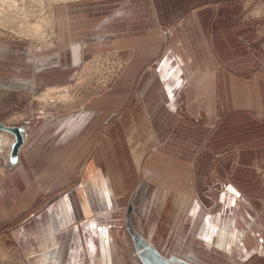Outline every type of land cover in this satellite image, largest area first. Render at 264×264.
I'll use <instances>...</instances> for the list:
<instances>
[{
    "label": "crops",
    "instance_id": "obj_1",
    "mask_svg": "<svg viewBox=\"0 0 264 264\" xmlns=\"http://www.w3.org/2000/svg\"><path fill=\"white\" fill-rule=\"evenodd\" d=\"M240 14L229 0H95L61 6L53 49L0 38V103L69 81L88 50L131 51L92 105L18 123L0 224L31 212L10 228L30 264H117L119 216L141 264H201L199 245L207 264H264V51ZM13 138L0 129V151Z\"/></svg>",
    "mask_w": 264,
    "mask_h": 264
},
{
    "label": "rangeland",
    "instance_id": "obj_2",
    "mask_svg": "<svg viewBox=\"0 0 264 264\" xmlns=\"http://www.w3.org/2000/svg\"><path fill=\"white\" fill-rule=\"evenodd\" d=\"M94 1L95 0H11L9 2H5L0 0V38L16 43L21 42L24 48H29L32 51H37L38 49L36 50V48L44 50L52 47L53 49V46L58 44L56 36L57 32L54 33V31H56L57 24L55 15L61 11V6H63V4L78 2L92 3ZM229 1L240 3L241 14L239 16L241 18L257 20L255 32L257 31L256 35L260 36V48L262 51H264V0ZM14 2L16 3L15 5ZM24 16L27 18L26 22L22 19ZM41 17H43L44 21H48V23L45 25L46 28L44 29L45 33L43 32L44 35L36 34L33 37L29 34L26 35L24 32V30H26L24 25H29V22L36 21L37 18L41 19ZM52 33L54 35H52ZM130 57L131 51L126 47H104L88 50L76 64L75 72L69 81L66 80L62 83L46 84L30 92L23 91L19 103L16 104H13V95L12 97L7 96L5 102L2 101L0 103V116L3 117L2 119H5L1 121H5L4 123L6 124L19 125L18 123H22V121L25 119V114L32 109L35 116L40 120H43L44 118H53L59 114L73 111L83 107L84 105H92V99L111 86V83L119 76ZM57 84L65 85L66 88L64 89L68 91V95L66 94L64 97L67 98L63 99L61 96H58L55 93L52 94V92H48L47 94L43 92L46 90L48 85ZM45 113L54 114V116L45 117ZM91 126L92 124L89 127ZM107 130L108 127L104 128L103 124L101 130L102 139L105 138ZM23 133L25 134V130ZM8 146L10 145H4V149L0 151V175H4L7 171L5 170L4 163L5 161L7 162L8 159ZM93 151V148H90V150L87 151V158H89ZM2 152H6L5 158L3 157ZM261 171L264 173L263 170ZM48 199L51 200V197H48ZM125 203L126 202L123 200L119 201V207L115 211L117 215H120L121 213L125 214V210L128 205V203L127 205ZM220 205V201H215L213 204L210 203L208 210H219ZM30 213L31 212H25L16 218L9 217L8 219L10 220L8 222L5 224H0V264H30L22 255L20 249L15 244L10 234V228L13 225H19V223L21 224L24 222L31 215ZM118 219H120L121 222L119 223L120 226L116 229L115 240L118 243V251L122 250L124 257L122 258L123 260H121L122 262H120L117 257V264H141L135 253L129 256L128 253L131 251L128 253L126 252L127 249L129 250L127 244L132 243H130V239H128L129 233L124 226L125 218L119 216ZM148 239L152 241L153 238ZM168 240L169 241L166 244L167 254L171 252L173 253L174 248H177L176 244H174L176 241V237L174 238V233L169 237ZM165 241L167 240H164L163 244L161 245H164ZM112 242L115 244L114 240ZM157 242H160V239H156L155 243L158 244ZM197 251L198 260L202 262L201 264H207L208 256H206L204 246L201 248L199 245ZM118 255L120 254L118 253ZM171 255L172 254L165 256L166 264H196L183 257ZM217 257L216 264H221L223 260L227 262L226 264H231V260L227 258L225 260L222 258V256ZM248 261L249 260L246 262L247 264Z\"/></svg>",
    "mask_w": 264,
    "mask_h": 264
},
{
    "label": "bare ground",
    "instance_id": "obj_3",
    "mask_svg": "<svg viewBox=\"0 0 264 264\" xmlns=\"http://www.w3.org/2000/svg\"><path fill=\"white\" fill-rule=\"evenodd\" d=\"M1 1H5V2H9V1H11V0H1ZM62 1V0H61ZM16 3L14 2V5H15ZM29 14V13H28ZM52 14V13H51ZM34 15V14H33ZM45 17V16H44ZM22 19L26 22L27 21V18L24 16V17H22ZM53 19H54V17H53ZM23 20H22V22H23ZM48 20V19H47ZM30 24L28 25V24H26V25H24V27H25V29L26 30H24L23 28V30H24V32H25V34L26 35H32V37L33 36H35L36 34H43L44 35V29L46 28V24L48 23V21H44V19H43V17H41V19L40 18H37L36 19V21H33V22H29ZM53 24H54V22H53ZM52 25V24H51ZM9 28H11V27H9ZM22 30V31H23ZM54 30V29H53ZM12 31H13V29H12ZM22 31H21V33H22ZM28 31V32H27ZM44 32V33H43ZM54 33H55V31H54ZM23 35V34H22ZM52 35H54L53 33H52ZM48 36V35H47ZM19 37V36H18ZM29 37H31V36H29ZM31 37V38H32ZM37 37V36H36ZM48 38V37H47ZM46 38V39H47ZM29 39V38H28ZM40 40H41V38H40ZM53 43V42H52ZM43 45V44H42ZM41 46V45H40ZM36 49H40V48H36ZM65 88V85H62V86H48L47 88H46V90H44L43 92L44 93H50V92H52V94L53 93H55L56 95H58V96H61V98H67V97H64L66 94H67V90L66 89H64ZM46 94H44V95H46ZM68 95V94H67ZM45 117H53L54 116V114H48V113H45ZM1 130H3V129H1ZM4 131V130H3ZM5 131H8V130H5ZM8 132H10L11 134H13V132H11V131H8ZM14 135V134H13ZM14 139V138H13ZM7 141V139L4 141V142H2V143H5ZM9 149H10V146H9ZM120 255H118V260L120 261V262H122L121 260H123L122 258H123V256L121 255V253H119ZM117 261V260H116ZM172 263V262H171ZM136 264H138V263H136Z\"/></svg>",
    "mask_w": 264,
    "mask_h": 264
},
{
    "label": "water",
    "instance_id": "obj_4",
    "mask_svg": "<svg viewBox=\"0 0 264 264\" xmlns=\"http://www.w3.org/2000/svg\"><path fill=\"white\" fill-rule=\"evenodd\" d=\"M0 129L11 131L14 134V139L10 143L8 160L10 162H15L17 160L19 147L21 146L24 139L23 138L24 127L22 125H17V124H6L0 120Z\"/></svg>",
    "mask_w": 264,
    "mask_h": 264
}]
</instances>
